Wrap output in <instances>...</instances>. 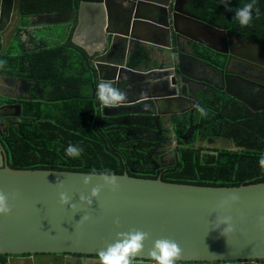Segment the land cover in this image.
Listing matches in <instances>:
<instances>
[{"label": "water", "instance_id": "1", "mask_svg": "<svg viewBox=\"0 0 264 264\" xmlns=\"http://www.w3.org/2000/svg\"><path fill=\"white\" fill-rule=\"evenodd\" d=\"M20 2L0 0L1 54L10 45L20 23ZM171 3V0H80L78 9L72 12V19L76 21L72 43L93 58L100 82L106 79L115 84L116 78L122 75L144 77L161 73L160 70L143 73L130 69L129 56L134 50L130 44L148 41L170 49L173 34L177 40L182 37L228 55L224 68L220 70L223 75L259 84L251 77L230 73V60L234 54L229 49L233 38L258 47L264 53L263 43L202 21L182 6L177 8L176 0L170 12ZM66 14L38 17L56 19ZM14 17L16 24L2 29L3 23L14 20ZM55 23L59 24L54 21L46 25ZM144 35L155 36L156 41L144 38ZM243 60L264 72L263 57ZM225 86L227 95L251 111H264V108H252L245 99L234 94L226 77ZM159 98L128 100L120 107L101 111L108 117L158 116L162 127L171 129V115L185 113L192 104L188 99ZM207 147L230 151L244 149L235 147L230 139L218 140L217 144ZM0 152L4 157L0 166V191L9 194L12 208L8 216H0V255L10 256L8 264H22L24 261L26 264H42L48 258H64L62 255L97 256L100 250L115 241L118 232L132 229L149 234L143 260L156 239L170 238L182 249L181 263L239 264L250 261L249 264H256L253 262L256 260L261 261L259 264L264 263V182L237 187H207L169 183L160 178H136L124 173L116 175L118 188L115 191L101 187L91 206H85L79 203V198L81 195L88 197L93 187L102 185L99 178H92L85 187L83 180L91 173L12 169L7 164L1 143ZM62 192L70 200L64 206L59 202ZM232 195L238 200L220 207L221 201ZM71 204L75 205L74 209L70 208ZM84 216L88 219L82 220ZM223 216H230L234 225V231L227 239L220 234L222 228L211 230L216 217ZM21 255L32 257L16 258Z\"/></svg>", "mask_w": 264, "mask_h": 264}, {"label": "trees", "instance_id": "2", "mask_svg": "<svg viewBox=\"0 0 264 264\" xmlns=\"http://www.w3.org/2000/svg\"><path fill=\"white\" fill-rule=\"evenodd\" d=\"M247 2L251 0H237L231 7L233 11L221 9L215 19L222 21L232 32L264 43V0H256L259 16L254 11L248 27L241 28L233 19L234 10ZM79 4L80 0H22L20 11L27 17L44 12L77 10ZM197 4L203 6L201 1ZM214 7L211 4L208 9ZM72 46L70 38L64 43L51 42L20 27L6 51L0 54L1 74L21 75L37 80L39 84L55 82L61 77L68 82H77L76 86L67 88V93L62 95L64 98L57 97L58 87L49 86L47 97L52 101L23 103L22 121L7 126L0 134L10 168L82 173L109 170L115 175L127 173L136 178H160L169 183L207 187H237L264 182V168L259 164L264 155V111L252 112L225 94L215 92L205 100L201 143L223 138L244 149L193 147L176 150L175 164L163 166L160 159L167 153V145L158 139L165 131L162 124L152 115L104 116L96 94L93 97L88 84L97 82L94 64L82 48ZM197 50L206 61L215 63L220 69L224 67L225 56L204 47L198 46ZM149 64L145 50L137 47L130 53V69L137 71ZM42 89L39 87L33 92L36 95ZM75 92L77 96H74ZM211 112L216 114L214 118ZM215 118L219 120L215 122ZM174 124V139L179 146L183 145L187 132H190L187 120L176 116ZM69 144L83 149L79 158L65 155Z\"/></svg>", "mask_w": 264, "mask_h": 264}, {"label": "flooded vegetation", "instance_id": "3", "mask_svg": "<svg viewBox=\"0 0 264 264\" xmlns=\"http://www.w3.org/2000/svg\"><path fill=\"white\" fill-rule=\"evenodd\" d=\"M171 6L169 10L171 12L174 0H171ZM201 1L203 6L197 4ZM22 2V0H21ZM20 2V6H21ZM237 0H229L227 7L231 8L236 4ZM123 3V1H120ZM213 4V8L208 7ZM127 5V4H126ZM175 6L177 8L183 7L186 12L196 16L202 21H205L213 26H219L220 28H225L231 31L227 26L222 24V21H216L215 16L220 15L221 9L226 8L224 0H176ZM181 7V8H182ZM76 10L69 11H54V12H44L37 15L22 16L20 7V23L16 28L25 27L30 34H36L39 37H44L50 39L51 42H61L70 38L72 42L73 31L76 27V21L72 19V12ZM54 13H67L65 16L53 19L44 17H38L42 15L54 14ZM13 14V12H12ZM11 14V15H12ZM202 14V15H200ZM59 22V24H49L51 22ZM68 21L67 23H62ZM220 23V24H219ZM16 24V19L7 20L3 23L2 29H6L9 25L14 26ZM221 24L223 25L221 27ZM57 28H61V32ZM235 33V32H233ZM238 34V33H235ZM240 35V34H238ZM243 36V35H241ZM144 38L156 41L155 36L144 35ZM247 37V36H244ZM249 39H253L247 37ZM256 40V39H253ZM258 41V40H256ZM260 42V41H259ZM262 43V42H261ZM73 44V43H72ZM166 44V43H165ZM230 51L234 56L230 60L229 71L230 73H240L247 77H251L257 80L259 84L248 82H242L240 79H232V77L223 75L220 71L221 69L217 67L215 63H210L203 59V55L197 50L198 46L203 47L188 39L179 37L178 40L176 36L172 34V46L169 49L164 45H156L148 41H134L130 47L141 48L145 50L149 59L150 64L148 67H143L139 72L148 73L150 71H162L161 73H151L149 76L137 77L135 75H122L116 78V83L112 84L113 87L124 91L127 94V101L138 100V99H156V97H162L159 99H167L165 97H175L182 100L188 99L192 104L188 105V110L183 114L171 115L170 122L172 128L174 124V118L176 116H181L186 118L188 128L190 132H187L185 143L183 145H178L172 134V128L162 127L164 129V134L161 131V136L158 137L159 140L166 143L167 153H165L161 159L160 164L163 166H169L175 164V153L176 150H189L191 148H203V149H214L207 147V145L217 144V141H221L223 138H214L212 142L204 141L201 143L200 133L202 132L201 118L202 115L198 111L199 108L206 110L205 100L212 96L215 92L223 93L230 97L224 92L225 77L229 79L231 85V90L234 94L245 99L252 108H264V72L255 67V65L249 64L244 61L246 57L253 59L262 58L264 60V53L258 47L246 44L244 42L236 41L234 38L230 41ZM264 44V43H263ZM74 47H78L73 44ZM72 46V47H73ZM205 48V47H204ZM1 51V48H0ZM1 54V53H0ZM219 54V53H218ZM222 55V54H221ZM228 59V55H223ZM92 60L93 58L90 57ZM225 61V62H226ZM224 68V67H223ZM62 76V75H61ZM175 78V79H174ZM104 81L106 79H103ZM54 83V84H52ZM100 83L98 77L97 82L88 83L92 88L93 97L96 94L97 84ZM76 81H65L61 77L58 81L51 82L46 81L39 84L37 80L25 78L21 75H6L0 73V134L9 125H18L23 119L22 105L27 104L29 101L36 103H47L52 101L48 96L47 88L49 86L58 87L59 90L57 97L64 98L62 95L67 93V88H72L76 86ZM80 85V84H78ZM42 87V91H38L34 94V89ZM83 88L81 84L79 88ZM76 88V87H74ZM78 92V91H77ZM75 92L74 96H77ZM232 98V97H230ZM233 99V98H232ZM237 101L236 99H234ZM244 105L240 101H237ZM245 106V105H244ZM249 109L247 106H245ZM250 110V109H249ZM251 111V110H250ZM253 112V111H252ZM212 113V112H211ZM216 114L212 113L211 116L214 118ZM154 116V115H153ZM157 120L162 123L161 118L154 116ZM219 119L222 117H218ZM215 118L216 122L219 120ZM220 143V142H219ZM221 145V144H219ZM222 150V149H214ZM203 153H208L206 150H202ZM212 153V152H209ZM173 155V157H172ZM7 158V155H6ZM4 162V157L0 152V166ZM8 164V162H7ZM32 255H21L16 256L19 259H30ZM64 258L53 257L42 261V264H95L97 256H82V255H62ZM10 256L0 255V264H8ZM256 264L261 263L260 260L253 261ZM249 264L250 261H242L239 264ZM22 264H26L25 261ZM31 264V263H28ZM144 264L147 261L144 260ZM188 264V263H181ZM191 264V263H190ZM203 264H233L230 262H215V263H203ZM264 264V263H262Z\"/></svg>", "mask_w": 264, "mask_h": 264}, {"label": "clouds", "instance_id": "4", "mask_svg": "<svg viewBox=\"0 0 264 264\" xmlns=\"http://www.w3.org/2000/svg\"><path fill=\"white\" fill-rule=\"evenodd\" d=\"M229 0H224L225 7L228 11L233 9L228 8ZM259 16V7L256 4V0L244 3L234 10L233 19L241 28L248 27L253 20V12ZM96 100L98 101L101 109L103 108H117L125 104L127 101V94L113 87L110 81H101L96 87ZM147 109V105H145ZM198 111L201 115L205 114L203 108L198 107ZM83 149L69 144L65 150L67 157L77 159L82 155ZM259 164L264 168V155L261 156ZM92 178H99L102 181V185L93 187L88 197L83 195L79 198V203L85 206H91L92 200L98 197L101 187H106L112 191L118 188L117 176L109 171L105 170L100 173H96L95 170L83 180V184L87 187ZM11 197L9 194L0 191V216H8L12 208L10 206ZM238 197L232 195L226 200L221 201L220 207H226L232 203H235ZM69 197L65 193H61L59 196V202L62 206L69 204ZM70 208L74 209L75 205L71 204ZM82 220H87L88 217L84 216ZM80 222V221H79ZM118 225V221H116ZM264 223V219H262ZM221 235L227 239V236L234 231V225L230 216L216 217L215 222L211 228L212 231L221 229ZM149 239V234L138 230L132 229L127 232H118L115 236V241L108 244L104 249L97 253L95 264H144L143 254L145 253V242ZM182 249L180 246L170 238L156 239L151 248L147 251V264H181Z\"/></svg>", "mask_w": 264, "mask_h": 264}, {"label": "rangeland", "instance_id": "5", "mask_svg": "<svg viewBox=\"0 0 264 264\" xmlns=\"http://www.w3.org/2000/svg\"><path fill=\"white\" fill-rule=\"evenodd\" d=\"M59 32H61V28H57Z\"/></svg>", "mask_w": 264, "mask_h": 264}, {"label": "bare ground", "instance_id": "6", "mask_svg": "<svg viewBox=\"0 0 264 264\" xmlns=\"http://www.w3.org/2000/svg\"><path fill=\"white\" fill-rule=\"evenodd\" d=\"M36 39V38H35ZM56 44V43H55ZM192 155V154H191ZM181 159V158H180ZM191 160V159H190ZM181 168V167H180ZM171 173V172H170Z\"/></svg>", "mask_w": 264, "mask_h": 264}]
</instances>
